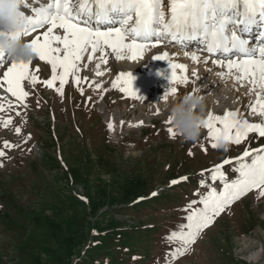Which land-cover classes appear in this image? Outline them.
<instances>
[{"label": "rangeland", "instance_id": "1", "mask_svg": "<svg viewBox=\"0 0 264 264\" xmlns=\"http://www.w3.org/2000/svg\"><path fill=\"white\" fill-rule=\"evenodd\" d=\"M46 28L24 39L30 42ZM10 65L6 59L0 67V85ZM107 65L115 79L125 72L138 74L132 82L137 99L113 89V78L97 88L86 67L80 69L79 85L69 77L62 96L41 83L32 88L25 82L26 108H17L6 85L0 86L5 109L0 146L5 141L18 145L0 158V264H248L249 254L264 248V198L257 199L255 190L215 217L183 256L177 255L179 237L187 230L188 206L202 208L210 190H223L209 170L228 159L232 164L222 171L226 181H233L239 176L237 157L245 148L264 147V138L250 133L248 141L223 151L211 148L206 128L194 143L170 137L172 126L143 101L147 92L166 104L173 97L164 100L165 93L156 89L159 65L129 70L111 54ZM35 66L41 81L51 78V66L34 56L29 67ZM198 77L190 73L189 86H178L177 95L203 88L202 94L212 97L203 120L209 113L239 109L250 122H259L247 115L252 97L245 95L246 88L234 84L226 101L222 88L206 90ZM8 117L13 124L5 129ZM256 264H264V253Z\"/></svg>", "mask_w": 264, "mask_h": 264}, {"label": "snow or ice", "instance_id": "2", "mask_svg": "<svg viewBox=\"0 0 264 264\" xmlns=\"http://www.w3.org/2000/svg\"><path fill=\"white\" fill-rule=\"evenodd\" d=\"M22 7L31 14L21 10V21L25 27L16 34L17 38L31 37L38 29L47 26L46 31L31 38L27 46L35 57L51 66V78L41 81L36 74L39 67H29L32 60L28 63L11 61L2 80L6 85L4 91L15 97L17 108L27 107L29 91L25 82L32 88L41 83L48 89L54 88L62 96L69 77L74 84L81 83L80 69L88 66L83 64L85 59L88 62L97 59L96 67L99 69L101 64L108 63L109 50L117 61L125 58L134 61L141 59L148 47L155 48L168 41L181 45L199 41L203 47L197 51L206 52L212 57V65L223 69L217 73L218 78L231 79L246 88L245 95L252 97L246 105L247 115L259 119V122H250L239 109L226 111L222 116L209 113L203 120V128L207 129L211 148L218 149L221 143L241 145L250 139V133L264 138V0H50L30 9L28 0H22ZM102 25L106 27L102 28ZM255 27L261 29L259 39L256 44L250 45L244 34ZM56 30H62V33L57 34ZM197 51H185L184 56L193 63H199ZM152 59L168 62L171 68L170 85L188 83L185 65L173 62L174 58L169 53L154 55ZM5 60L3 52H0V65ZM203 62L208 63L207 58ZM96 75L103 73L97 71ZM112 88L118 89L127 98L137 99L132 90L130 73L118 75L112 82ZM176 91L175 87H170L164 94V100L169 95H175ZM80 92L83 95L82 88ZM8 107L12 108L11 102ZM2 111L5 109L0 104ZM15 115L20 116V112L16 111ZM165 123L171 125L169 116ZM12 124V118L8 117L3 127L7 129ZM129 126L139 127L140 124ZM107 127L109 131L113 130L111 122ZM167 131L170 137H174L172 127ZM20 132L21 128L15 127V133ZM15 147L18 145L5 141L0 146V158L6 156V150ZM231 164L232 161L225 159L209 170L211 180H219L223 184L222 191L210 190L200 201L202 208L191 210L192 205L188 206L187 230L179 237L182 246L178 256L188 252L199 234L234 201L254 190L257 199L264 198V147L245 148L236 159L235 171L239 176L228 182L222 169ZM3 166L0 163V167Z\"/></svg>", "mask_w": 264, "mask_h": 264}, {"label": "clouds", "instance_id": "3", "mask_svg": "<svg viewBox=\"0 0 264 264\" xmlns=\"http://www.w3.org/2000/svg\"><path fill=\"white\" fill-rule=\"evenodd\" d=\"M22 0H0V52L9 61L28 63L34 59V53L28 42L17 33L23 31L25 25L21 21ZM234 85L223 84L221 89L223 98L227 99V92ZM203 88H195L182 95L170 98L167 109L171 119V126L181 142H196L203 128V115L208 105V94L204 95ZM218 149L228 150V145L219 144ZM264 248L250 253L246 258L248 264H256Z\"/></svg>", "mask_w": 264, "mask_h": 264}, {"label": "bare ground", "instance_id": "4", "mask_svg": "<svg viewBox=\"0 0 264 264\" xmlns=\"http://www.w3.org/2000/svg\"><path fill=\"white\" fill-rule=\"evenodd\" d=\"M48 2H50V0H29L28 4H29V7L30 6L33 7L35 5L40 6V5L46 4ZM22 9H24V8L22 7ZM24 10L29 11L27 9H24ZM101 27L104 28L106 26L102 25ZM61 32H62V30H61ZM153 43H155V40H153ZM199 48H201V46H199ZM197 49H198L197 47L190 46V45H186L183 48L176 49V48L172 47L171 43H169V41H168L166 43L160 44L159 46H157L155 48H153V47L146 48L144 50L142 58L138 59V60H134V61L129 60L127 58L117 61L115 59V57L110 53V50H109V54H111L113 56V58L115 59L116 63L119 66H121L125 69L128 68L129 70H131L133 68H137V66H139L141 64H150L152 62H156V64H158L160 67L158 69L159 80H158V87L156 89L159 91H162L164 93L166 92L168 86L169 87H175L177 91H178V86H183V85L189 86V83H190L189 74L190 73H192V74L195 73L196 74L195 76H199L198 78H200L203 81V83L205 84L204 86H205L206 90L209 87H212L213 90H216V89L218 90L220 88H223V84L225 82L228 83L229 85L235 84L231 79L225 80V79L218 78L217 73L220 71H223V69H220V68L212 65V63H211L212 58H208L203 52L197 51ZM185 51H188L189 53H191L192 51H197V55L200 57V62L199 63H193L189 58H186L184 56ZM163 52L169 53V55L174 58L173 62L185 65V67L187 69L186 76L188 79V83H186V84H172V85L169 84V78L171 75V68L169 67L168 62L163 61V60L152 59V57L154 55H159V54H162ZM205 58H207L208 63L203 62L205 60ZM97 63H98L97 59H94L92 62H88L86 59L83 61V64L88 65L86 68L91 73V84H95V85L99 84L100 85V84H102L104 79H108V78H113V81H114L115 77H114L113 69H111L107 64L106 65L101 64L100 68L97 69V67H96ZM97 71L102 72L103 75H101V76L96 75ZM125 74H128V73L125 72ZM130 75L132 77V82H135L136 79H138V74L130 73ZM195 79H197V78L195 77ZM234 90H233V87H231L230 92L228 91L229 95H227V96L230 97L231 93ZM177 91H176L175 95H177ZM145 95H146V93L143 94V97H144L143 101L145 103H148L149 105H151V107H153V109H155V113H156L155 115L157 118H161V119H164L166 121L167 117L169 116L168 109H167L168 104L163 103L157 97H155L154 95H151L148 92H147V96H145ZM222 97H223V94H222ZM209 99L211 100L212 97L210 96ZM226 101H227V99H226ZM100 110H102V109H100ZM157 110H159V114H157ZM167 125H169V124H167Z\"/></svg>", "mask_w": 264, "mask_h": 264}]
</instances>
